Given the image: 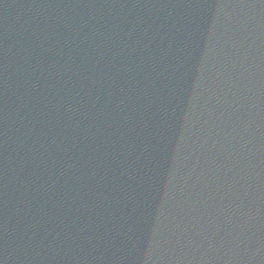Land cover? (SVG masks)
Masks as SVG:
<instances>
[{"label": "water", "instance_id": "obj_1", "mask_svg": "<svg viewBox=\"0 0 264 264\" xmlns=\"http://www.w3.org/2000/svg\"><path fill=\"white\" fill-rule=\"evenodd\" d=\"M264 153V0H0V264H205Z\"/></svg>", "mask_w": 264, "mask_h": 264}]
</instances>
